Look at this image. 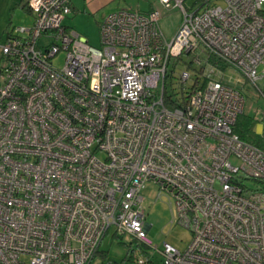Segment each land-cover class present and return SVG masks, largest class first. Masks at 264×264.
Returning a JSON list of instances; mask_svg holds the SVG:
<instances>
[{
    "label": "built area",
    "instance_id": "2783aa9c",
    "mask_svg": "<svg viewBox=\"0 0 264 264\" xmlns=\"http://www.w3.org/2000/svg\"><path fill=\"white\" fill-rule=\"evenodd\" d=\"M187 1L154 0L181 11L169 41L158 10L107 14L100 49L64 25L69 0L27 1L0 45V264H91L110 230L151 247L147 184L192 235L162 264H264V191L244 184L264 182V116L258 144L233 132L245 101L217 66L264 79V0ZM198 53L208 74L167 103L170 61Z\"/></svg>",
    "mask_w": 264,
    "mask_h": 264
},
{
    "label": "rangeland",
    "instance_id": "374dc122",
    "mask_svg": "<svg viewBox=\"0 0 264 264\" xmlns=\"http://www.w3.org/2000/svg\"><path fill=\"white\" fill-rule=\"evenodd\" d=\"M26 1L28 0H0V45L4 43L6 34L12 28L30 24V12L21 8L26 4ZM69 1L73 2L76 11L66 17L64 25L86 38L89 45L96 49L101 48L98 24L104 16L120 9L139 11L145 14L152 9L158 10L161 13L160 27L168 41L174 36L182 21V14L178 8L169 11L163 10L154 0H115L100 7L97 11H91L86 7L83 10L81 8L83 0ZM192 1L188 0L186 4L191 5ZM198 56L200 64L196 61ZM62 57V55L59 56L58 65L61 64ZM208 67L205 56L200 53L183 54L178 59H172L168 65L165 94L171 95L174 92L177 94L176 96H179L180 88L188 92L196 76H202L201 72L204 69V75L208 74ZM183 71H188L191 74V79L180 85L178 78ZM223 82L236 88L243 95L245 101L243 113L254 118L256 122L254 133H257L262 116H264V95L260 93L261 91L264 94V79L257 82L256 86L260 89L258 91L256 86L244 80L239 73L227 68L223 73ZM232 163L237 164L234 160ZM244 184L249 189L256 185L251 180H245ZM141 196L144 198L145 223L150 225L146 236L151 242V247L146 248L140 243L132 241L130 237L117 238L110 230L103 238L99 252L91 264H136V260L139 258L148 259L153 264H162L160 253L154 248L161 250L163 244L167 243L182 251L188 246L192 237L191 232L183 226L171 224L173 208L169 199L152 184H147L142 189Z\"/></svg>",
    "mask_w": 264,
    "mask_h": 264
},
{
    "label": "trees",
    "instance_id": "16d2710c",
    "mask_svg": "<svg viewBox=\"0 0 264 264\" xmlns=\"http://www.w3.org/2000/svg\"><path fill=\"white\" fill-rule=\"evenodd\" d=\"M23 7L29 11V9L27 7V3ZM210 61L213 64L214 63L216 64L214 58H211ZM217 66L223 71L226 69V65L221 63V62H218ZM0 67H1V62H0ZM197 79H198V77L196 76V78L194 79V83H197ZM175 97H176V94L174 92H172L171 95H166V102L169 104H172ZM255 124H256V122H255L253 117L245 115L243 113L242 115H240L237 118L236 123L233 127V132L236 133L242 141L249 143V144L256 145L259 143V139L254 135ZM255 184L258 187V189L264 191V182L255 181ZM98 252H99V250H97L96 254H98ZM96 254H95V256H96ZM95 256H94V258H95Z\"/></svg>",
    "mask_w": 264,
    "mask_h": 264
},
{
    "label": "crops",
    "instance_id": "0c3cea01",
    "mask_svg": "<svg viewBox=\"0 0 264 264\" xmlns=\"http://www.w3.org/2000/svg\"><path fill=\"white\" fill-rule=\"evenodd\" d=\"M113 1H115V0H83L84 5L81 3L82 4L81 8L84 10V7H86L87 9H89L91 11H97L100 7H104ZM26 3H27V1H26ZM25 5L26 4L21 6V8H23L24 10H25V8L23 6H25ZM70 5H71V11L75 12L76 8H75L72 1L70 2ZM28 13H29V11H28ZM30 16H31V14H30ZM31 24H32V16H31V22L28 26H30ZM28 26H25V27H28ZM0 61H1V57H0Z\"/></svg>",
    "mask_w": 264,
    "mask_h": 264
}]
</instances>
